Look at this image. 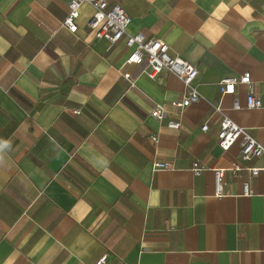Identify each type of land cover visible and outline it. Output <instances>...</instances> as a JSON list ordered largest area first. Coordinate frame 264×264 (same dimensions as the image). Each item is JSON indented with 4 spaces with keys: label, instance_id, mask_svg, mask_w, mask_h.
Wrapping results in <instances>:
<instances>
[{
    "label": "crops",
    "instance_id": "obj_1",
    "mask_svg": "<svg viewBox=\"0 0 264 264\" xmlns=\"http://www.w3.org/2000/svg\"><path fill=\"white\" fill-rule=\"evenodd\" d=\"M118 2L130 33L160 38L197 66L201 99L173 107L180 80L124 64L130 48L93 36L88 4L71 32L64 0H0V264H95L103 255L107 264H264V170L250 179L251 195L242 194L246 170L225 171L220 196L211 170L264 167V154L240 162L238 141L217 145L221 115L211 107L220 103L264 145V0ZM244 72L259 108H245L244 84L221 95L220 79ZM154 103L164 121L150 116ZM156 160L170 166L153 171Z\"/></svg>",
    "mask_w": 264,
    "mask_h": 264
},
{
    "label": "built area",
    "instance_id": "obj_2",
    "mask_svg": "<svg viewBox=\"0 0 264 264\" xmlns=\"http://www.w3.org/2000/svg\"><path fill=\"white\" fill-rule=\"evenodd\" d=\"M67 3L68 11L62 19L61 24L69 31H76V18L79 15V9L83 4H88L92 8V14L87 21V28L92 31L96 38L106 39L109 47L123 39L125 45L130 48L124 64L136 65L139 67V74L146 75L154 79L160 72H168L175 75L183 85L182 96L179 100L171 101V105L178 110L197 102L201 99L195 79L198 75L196 65L178 57L171 56L169 46L160 38L147 37L142 32L130 33L128 25L130 16L118 2V0H64ZM122 77L128 82L129 86H134L136 76L129 72H122ZM238 84H244L247 87L245 96V108H259L263 105L262 98L256 95L252 89V81L249 72H244L238 76H229L220 79L218 87L221 95L234 93ZM214 112L221 115L218 129L216 132L217 145L223 150H228L235 142L240 146V162H248L254 157L264 154V145L258 141L246 127L237 125L224 111L220 103L211 105ZM232 108L240 109L241 105L235 98L232 102ZM74 113H79L80 109H73ZM149 114L159 121L166 119V110L163 104L154 103ZM166 126L169 128H179L180 122L167 120ZM208 129L207 123L201 125V130ZM151 140L158 142V134L150 133ZM170 166L168 161L156 160L151 164L153 171L166 169ZM191 171L199 174L205 167L197 160L193 161ZM264 167H249L240 165L237 162H231L228 167L212 168L214 177V194L220 196L222 193V182L225 171L237 173L240 170H246L248 176L242 181V194L251 195L252 189L250 179L255 177ZM106 255L101 256L95 264H107Z\"/></svg>",
    "mask_w": 264,
    "mask_h": 264
}]
</instances>
